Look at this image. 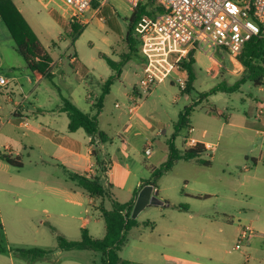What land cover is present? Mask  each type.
<instances>
[{"label":"rangeland","instance_id":"rangeland-1","mask_svg":"<svg viewBox=\"0 0 264 264\" xmlns=\"http://www.w3.org/2000/svg\"><path fill=\"white\" fill-rule=\"evenodd\" d=\"M13 1L33 35L51 55L52 68L55 72L53 79L44 78L36 82L23 58L14 49L7 28L1 23V30L6 32L11 43L7 45L0 36V49L7 53L11 50L10 46L13 48L10 52L19 64L14 70L15 74L20 78L25 91L30 94L25 102L26 114L22 119L28 126L39 128V125H43L65 132L69 127V120L67 114L61 111L63 98L69 99L83 112L95 115L97 101L103 92L102 86L113 74L102 55L119 62L129 53L125 36L132 14L131 8L124 0H109L100 8V14L94 17H91V13L88 14L91 21L83 25V32L73 41L71 22L62 17L59 1L55 0L53 3H49V0ZM208 49L207 47V53L201 50L195 53L196 81L189 94L181 93L175 76H172L166 82L153 87L150 94H143L137 98L135 103L140 107L133 117L128 113L131 104L129 98L134 95L133 92L139 84L144 57L138 51L131 55L123 68V75L114 82L109 94L104 97L103 111L98 116L101 131L108 136L106 150L113 161L119 163L114 171L115 179L121 180L124 186L115 185L111 189V197L97 200L96 206L103 201L104 207L110 210L114 201L120 204L131 201L133 194L128 184L132 183V178L139 181L147 180L151 171L159 168L168 158L166 141L173 135L174 123L177 122L180 112L197 100L200 93L222 84L233 85L243 78L244 67L241 64L231 62L225 52L214 53ZM71 56L75 57L74 62ZM57 63L60 64L59 70H62V73L55 71ZM117 103L120 104V108H116ZM261 107H264V86L256 87L246 83L235 92L221 91L195 108L191 114L192 126L196 129L194 135L198 136V133L205 129L211 130L210 139L218 143L214 154L221 165L208 169L200 167L195 161L176 162L174 168L157 182L159 196L168 202L169 208L146 207L139 213L136 218L139 227L129 232L127 241L119 252L122 261L142 264H184L179 251L180 246L184 247V242L190 240L206 243L205 236L201 234L202 224L208 222L197 217L194 225L182 230L181 225L185 224L184 218L187 215L177 211L176 207L189 206L192 211L202 215L210 213L218 202H225L227 209L235 211V206L239 203L232 199L221 196L219 199L214 197L200 200L194 195L211 191L212 188L205 183L221 176L222 169H225L227 176L230 175L229 180L235 186H239L246 174L254 172L252 158L264 155V116L258 117ZM212 109L226 115L231 123L224 127L220 138V126L222 122L226 123V120L211 115ZM159 127L166 128V134L155 141L156 130ZM16 132L36 150L21 151L24 167L12 169V174L18 179L10 186L14 192L6 196L12 209L2 208L5 223L0 224V244L8 248L57 251L34 263L14 253L0 254V264H101L99 253L57 249L58 235L69 241L81 240V225L85 219H89L90 222L88 226L90 235L96 239H103L105 223L100 211L90 203L89 195L79 187L78 181L73 179L64 166L48 158H45L46 162H41L38 146L43 142L42 137L31 134L24 138L21 136L22 129L16 128ZM82 132L85 131L81 130L80 133ZM187 134V128L180 131L175 141L177 148L183 150ZM147 138L153 139L155 153L153 157L145 155L143 143ZM125 156H129L127 161ZM201 158L209 159L205 154ZM131 160L136 163L133 164ZM127 162L131 163L130 169H127ZM226 162L230 164L229 167L222 166ZM246 165L248 170H245ZM26 177L40 180L41 183L36 182L33 185L38 191H52L51 186L64 190L68 188L69 192L71 191L69 198L79 199L84 205L78 207L65 202L59 203L48 197L45 200L39 196L29 198V195H33L31 189L21 184ZM42 181L45 182L44 185ZM45 209L49 214L45 213ZM147 222L154 223L153 230L145 226ZM230 230L234 235V229ZM211 234L216 235L214 232ZM218 238L225 241L229 235H219ZM232 245H226L224 249L231 250ZM235 254L216 253L219 262L215 264H222V260L228 261L229 256ZM201 264L210 262L205 261Z\"/></svg>","mask_w":264,"mask_h":264},{"label":"crops","instance_id":"crops-1","mask_svg":"<svg viewBox=\"0 0 264 264\" xmlns=\"http://www.w3.org/2000/svg\"><path fill=\"white\" fill-rule=\"evenodd\" d=\"M21 2V0H19ZM132 12V9H131ZM100 14V10L94 9L91 12V17ZM3 23L0 19V25ZM0 28V36L2 40L10 45V39ZM10 35V34H9ZM11 37V36H10ZM12 39V38H11ZM13 40V39H12ZM8 50L7 53L0 49V76H4L8 80V85L5 87L0 86V153L11 155L13 157H20L22 159L21 151L25 150H36L32 147L31 143L23 140L20 137V133L17 134V129H22V135L24 138H28L31 134H35L42 137L43 142L38 146V151L41 154V162H46L45 158H48L52 162L60 163L69 172L70 175L75 176H86L88 178L100 177V182L104 187L112 185L124 186L121 180L115 179V168L119 164L111 158L106 150V144L100 145L99 143H94L92 137L87 135L86 132L80 129L74 133L69 131V127L65 132H59L56 129L46 128L43 125H39V128L33 127L31 125L23 126L21 121H24L22 117H25L26 106L25 102L29 99L30 94L25 91L24 85L21 84L20 78L16 76L15 68H18V60L12 56L13 51ZM72 57V61H75V57ZM196 59V57H195ZM216 63L215 61L213 62ZM56 64V63H54ZM58 64V63H57ZM216 65V64H215ZM60 64L56 67L55 71L62 73L59 70ZM123 75V73H122ZM121 75V76H122ZM135 96V95H134ZM135 98V97H134ZM131 104L133 103L132 96L129 98ZM137 100V99H136ZM130 104V105H131ZM140 107V106H139ZM138 107V110H139ZM211 115L215 117H223L226 120L222 122L220 126L219 138L222 135L224 127L231 125L229 118L220 113L218 116L215 113L210 112ZM135 116V115H134ZM133 117V116H130ZM69 120V119H68ZM194 127V126H193ZM195 128V127H194ZM211 130L205 129L196 136L202 143L214 145V151L218 148V143L210 139L212 137ZM166 134V128L159 127L156 130L155 141L161 136ZM19 135V136H18ZM152 138H147L143 143L144 149L147 142ZM125 143L127 140L124 141ZM154 145V144H153ZM168 148V147H167ZM98 150V159L108 162L107 171L104 174L100 173V170L96 164V158L93 156V151ZM207 155V153H204ZM155 155L153 153L152 157ZM126 161L129 156H125ZM210 162L209 166H202L204 168L213 169L214 167L221 165L219 160L216 158V154L213 152V157L210 159H204ZM23 161V160H22ZM167 159L164 161L166 162ZM253 165H255L254 172L252 174H246L240 181L239 186H235L230 180V175L226 174L225 169H222V175L214 177V181L205 183L208 184L212 190L207 191L206 194L197 193L194 195L195 198L200 200H206L210 198L219 199L221 196L225 199H232L237 201L239 204L235 206V211L232 212L226 207L225 202H218L210 213L198 214L192 211L189 206L187 209H179L176 207L177 211L187 215L184 218L185 224L181 225L182 230H187L190 225L195 224L197 217L205 219L208 224H202V236H205L207 242L201 243L198 241H185L184 247L180 246V254L182 255V260L184 264H201L202 262L209 261L210 264H215L219 262L216 253H222V255H229L232 252L236 253L234 256H229L228 261H223L222 264H264V155L259 158H252ZM133 164L136 162L131 160ZM36 165H38L36 163ZM131 163L127 162V169H130ZM223 167H229L228 162L222 164ZM24 167V162H23ZM155 168V167H154ZM12 169H15L0 157V224L4 225L5 220L2 217V208L11 210L10 201L7 199V194H12L14 191L10 188L12 183L18 179L14 174H12ZM22 169V168H21ZM248 166H245V170H248ZM149 179V178H148ZM143 180V179H142ZM139 179L132 178V183L128 188L134 194V191L139 188L141 181ZM40 180L36 181L35 178L26 177L21 181V184L25 188L31 189L33 195H29V198H35L39 196L42 200L52 199L56 202H65L67 204H73L75 206H83L84 203L79 199L69 198L68 188H58L52 187V191L43 192L38 191L33 185ZM42 185L45 182L42 181ZM29 184V185H28ZM202 184V182H200ZM157 192L155 193L161 200L165 202L164 206H156L161 209L169 208L168 202L161 196H159L160 189L155 188ZM56 191V192H55ZM223 193H226L224 195ZM6 194V195H5ZM74 195H80L73 193ZM200 195H206L207 198H199ZM32 196V197H30ZM84 194H82V197ZM90 197V196H89ZM20 200V199H19ZM98 199L90 197V203L96 206ZM153 207V206H148ZM36 211V210H35ZM45 213L49 214V211L45 209ZM64 215V213L61 212ZM199 215V216H197ZM67 216V215H66ZM89 219H85L82 223V229H87L89 226ZM244 228H249L252 232L247 237L246 241L243 243L240 250L235 249V246L239 240V237ZM196 229V228H195ZM230 229H234V235ZM206 230V231H204ZM210 230V233H208ZM192 231V229H190ZM214 232L216 235L211 234ZM229 235V238L225 241L221 240L219 235ZM232 242L234 244L232 245ZM226 245H232V249H224ZM229 253V254H227ZM7 254V253H0Z\"/></svg>","mask_w":264,"mask_h":264},{"label":"trees","instance_id":"trees-1","mask_svg":"<svg viewBox=\"0 0 264 264\" xmlns=\"http://www.w3.org/2000/svg\"><path fill=\"white\" fill-rule=\"evenodd\" d=\"M97 8L98 4L95 3ZM163 10L156 6L154 0H145L132 10V14L127 24V33L125 36L126 44L129 48V53L124 55V58L115 62L106 55L102 57L107 61V64L112 69L113 74L104 82L103 92L96 104V114L85 113L79 109L69 99L63 98V106L61 111L65 112L69 119V131L74 133L83 129L87 135L92 137L94 143L104 145L108 141L106 133L101 131L99 126L98 116L103 111L104 97L109 94L111 86L114 82L121 78L123 68L139 48V41L134 35V28L139 20L145 16H155ZM0 19L7 28L11 38L13 39L14 49L23 58L26 67L31 72L33 79L40 82L44 78L53 79L55 72L52 68L53 59L40 41L33 35L32 30L23 18L21 11L18 9L13 0H0ZM72 38L75 41L83 32L84 26L77 23H71ZM74 46V43H73ZM74 55V54H73ZM239 63L244 67V76L241 80L233 85H218L210 91L199 94L197 100H194L189 106H186L179 114L178 120L174 123V132L170 139L166 141L168 147V158L159 168L151 171L150 177L147 180H142L139 188L134 191L133 199L125 204H120L117 201L113 202L112 209L107 210L104 207L103 201L97 206L101 213V217L105 223V236L103 239L92 237L87 229H82V238L79 241H69L65 237L58 235V250L63 251H93L101 254V264H142L133 263L130 261H122L119 252L125 242L129 232L139 227L136 219L132 218V212L137 199L138 193L146 185H154L157 188V182L164 175L169 173L176 162L179 160L195 161L199 165L209 166L210 162L201 158L205 153L203 146H197L193 149H179L175 145L176 138L183 128L192 126L191 114L195 108L204 100L223 92H235L241 88L243 84L251 83L253 86H264V37H253L246 42L242 52L238 55ZM183 68L187 70L188 82L187 88L181 90L182 94H189L193 90L194 82L196 81V59L194 52L191 53L189 60L183 63ZM212 113L220 116L216 109L211 110ZM98 150L93 151V156L96 158V164L101 174L107 171L108 162L98 159ZM2 160L7 162L14 168H23V161L20 157H13L4 153H0ZM73 179L78 181L79 187L88 194L91 198L105 200L106 197H111L112 185L104 187L100 182V177L88 178L86 176H73ZM199 198H207L206 195H200ZM179 209H187V206L177 207ZM146 227L154 228V223L147 222ZM57 250H44L39 248H8L0 244V253H14L20 257L27 259L31 263L43 260Z\"/></svg>","mask_w":264,"mask_h":264},{"label":"built area","instance_id":"built-area-1","mask_svg":"<svg viewBox=\"0 0 264 264\" xmlns=\"http://www.w3.org/2000/svg\"><path fill=\"white\" fill-rule=\"evenodd\" d=\"M53 3L55 0H49ZM62 17L81 25L91 20L88 14L94 9L107 4L109 0H57ZM133 10L145 0H124ZM163 11L155 16H143L134 28V35L139 41L138 52L144 57L140 81L133 92V103L128 108L130 116L138 112L136 99L143 94H150L152 88L170 77L181 90L187 88L188 73L183 63L189 60L191 53L197 51L225 52L230 61L240 65L238 55L246 42L253 37H264V0H154ZM98 7L95 8L94 4ZM211 59L214 58L211 56ZM8 85V80L0 76V86ZM135 97V98H134ZM120 108V104L115 105ZM264 116L261 107L258 117ZM21 125L27 126L24 121ZM196 129L191 126L184 138L183 149L203 146L205 153L213 157L214 145L202 143L195 135ZM154 153L153 142L145 146V155ZM156 193L157 190L154 189ZM252 231L244 228L235 246L240 250Z\"/></svg>","mask_w":264,"mask_h":264},{"label":"water","instance_id":"water-1","mask_svg":"<svg viewBox=\"0 0 264 264\" xmlns=\"http://www.w3.org/2000/svg\"><path fill=\"white\" fill-rule=\"evenodd\" d=\"M154 185L144 186L138 193L132 212V218L136 219L139 213L148 206H164L165 202L154 193Z\"/></svg>","mask_w":264,"mask_h":264}]
</instances>
